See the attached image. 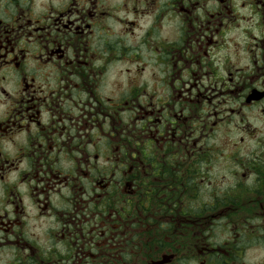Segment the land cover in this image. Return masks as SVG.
<instances>
[{
    "label": "clouds",
    "instance_id": "obj_1",
    "mask_svg": "<svg viewBox=\"0 0 264 264\" xmlns=\"http://www.w3.org/2000/svg\"><path fill=\"white\" fill-rule=\"evenodd\" d=\"M0 264H264V0H0Z\"/></svg>",
    "mask_w": 264,
    "mask_h": 264
},
{
    "label": "flooded vegetation",
    "instance_id": "obj_2",
    "mask_svg": "<svg viewBox=\"0 0 264 264\" xmlns=\"http://www.w3.org/2000/svg\"><path fill=\"white\" fill-rule=\"evenodd\" d=\"M131 175H132V174H131V173H129V176H131ZM183 227H184V225L182 224V225H181V228H183Z\"/></svg>",
    "mask_w": 264,
    "mask_h": 264
}]
</instances>
